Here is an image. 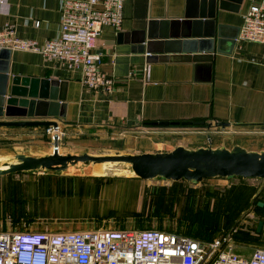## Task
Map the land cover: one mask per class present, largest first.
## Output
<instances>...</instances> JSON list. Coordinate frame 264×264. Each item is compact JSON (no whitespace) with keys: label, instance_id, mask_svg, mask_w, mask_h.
<instances>
[{"label":"crops","instance_id":"crops-1","mask_svg":"<svg viewBox=\"0 0 264 264\" xmlns=\"http://www.w3.org/2000/svg\"><path fill=\"white\" fill-rule=\"evenodd\" d=\"M258 1L226 0V8L221 9L217 0V23L224 25L226 38L220 51L199 60L170 54L148 62L147 53L135 51L130 42L133 33L146 29L151 17L181 16L185 0H126L121 30L105 27L98 37L95 51L102 55V62L92 72L71 69L41 53L11 50L5 59L9 81L16 76L58 80L57 94L65 99L58 101L57 111L65 115L44 118L56 120L58 130L52 126H0V161L16 162L11 158L18 154L48 155L54 150L56 134L65 154L157 153L178 146L230 150L241 146L263 152L264 43L236 39L233 44L231 40L242 27L248 8ZM61 18V0H0V28L13 23L19 36L40 43L59 35ZM100 173L76 164L64 171L0 176V230H167L153 224L148 214L151 206L166 197L164 189L151 188L152 180H143L131 171ZM230 178L198 183L219 180V184L209 182L206 189L226 190V210L218 217L220 221L225 215L226 223L218 224L235 223L239 216L231 214V208L239 205L240 221L251 227L255 223L258 228L260 220L264 223V205L259 204L264 198L240 193L247 179L253 178L240 177V189L228 184ZM258 191L263 193L264 185ZM60 222L62 227L52 230ZM260 238L242 235L238 243L241 240L252 246L256 240L264 244V237ZM228 242L235 250L229 237Z\"/></svg>","mask_w":264,"mask_h":264},{"label":"built area","instance_id":"built-area-1","mask_svg":"<svg viewBox=\"0 0 264 264\" xmlns=\"http://www.w3.org/2000/svg\"><path fill=\"white\" fill-rule=\"evenodd\" d=\"M125 2L61 0L57 37L40 43L19 36L15 24L8 23L0 28V48L41 53L71 69L92 72L102 62L95 51L98 37L105 27L121 30ZM237 40L264 43V0L248 8ZM0 264H264V249L245 257L226 236L202 240L160 229L0 230Z\"/></svg>","mask_w":264,"mask_h":264},{"label":"water","instance_id":"water-1","mask_svg":"<svg viewBox=\"0 0 264 264\" xmlns=\"http://www.w3.org/2000/svg\"><path fill=\"white\" fill-rule=\"evenodd\" d=\"M228 1V0H227ZM240 3V0H232ZM221 9L226 0H219ZM222 24L217 23V0H185L179 17H151L144 30L133 33L131 41L134 50L147 53L148 62L166 59L165 55L179 54L199 60L212 57L220 51V44L226 38ZM231 36L232 43L240 33ZM122 35L120 34V37ZM11 49L0 48V126H52L59 129L56 120L47 117L64 116L57 111L58 101L64 96L57 94L58 80L14 77L9 81V67L5 59ZM18 118L21 120H11ZM203 125L205 122H186ZM180 122H160V125H179ZM16 162H5L0 167V176L20 172L50 170L64 171L69 165H89L108 162L128 163L133 174L143 180L162 177L169 181L186 180L203 182L213 178L243 177L264 180V151H249L241 146L227 148L188 149L178 146L172 151L139 154L94 155L62 153L58 146V135L52 153L45 156L16 155ZM262 206L264 202L260 201ZM263 221L258 224L261 231Z\"/></svg>","mask_w":264,"mask_h":264},{"label":"rangeland","instance_id":"rangeland-1","mask_svg":"<svg viewBox=\"0 0 264 264\" xmlns=\"http://www.w3.org/2000/svg\"><path fill=\"white\" fill-rule=\"evenodd\" d=\"M11 160L16 161L15 158H11ZM96 165L97 164L94 163L88 165V168L92 169L93 173L95 174L96 171H100V174H104L105 172L108 174L124 173L129 171L133 172L131 166L128 163L124 162H110L109 165L99 166L97 170L96 167H94ZM79 166L80 168H84L85 164L79 163ZM227 180L228 184L231 187L237 186V188L239 189L240 182H243L240 177H232ZM247 180V183H245L246 185L243 184L245 187L241 188L240 193L244 194L245 196L247 195L248 197H252L255 194V198L257 200L260 198H264V192H257L258 187L264 185V180L259 178ZM218 181L219 180L206 182L207 185L209 182L219 184L220 182ZM150 182L151 188H155L159 191L164 189L166 192V197L161 198L156 203V206L153 205L154 207L151 206L150 208L148 214L149 219L153 222V224L162 226L163 228L167 229L166 231L169 232L181 233L202 240H212L216 236H228L234 242L235 251L237 250L239 253L241 252L247 254L248 257H251V253L253 251L257 249H264V244L262 242H257L256 240L254 241L252 246L243 245L241 240L240 244L238 243V239L242 235L252 237L253 239H259V235H262L264 231V223L261 231L258 232L257 224L253 223V227H251L246 226V224L248 223L240 221L239 205L231 208V214L233 213V215L235 216L236 213V215L238 214L239 216L235 223L233 222L229 226L218 224L220 223V221L221 223H226V221H223L225 215L223 219H220V221H218V217L223 215L225 212L224 210H226V200L224 197V194H226V190L221 191L219 188L215 189V191L208 190L206 189V184L198 185V183H188L186 181L177 183L167 181L162 177L153 179ZM234 189L236 190V188ZM246 215L247 212L245 213V216ZM59 227H62L61 222L55 225L54 229L52 230L56 231ZM246 232L248 233L246 234ZM263 237L264 234L260 239H263Z\"/></svg>","mask_w":264,"mask_h":264},{"label":"bare ground","instance_id":"bare-ground-1","mask_svg":"<svg viewBox=\"0 0 264 264\" xmlns=\"http://www.w3.org/2000/svg\"><path fill=\"white\" fill-rule=\"evenodd\" d=\"M110 162L108 163H103V164H97L95 167L97 166H106V165H109ZM5 165V161H0V167H3Z\"/></svg>","mask_w":264,"mask_h":264},{"label":"trees","instance_id":"trees-1","mask_svg":"<svg viewBox=\"0 0 264 264\" xmlns=\"http://www.w3.org/2000/svg\"><path fill=\"white\" fill-rule=\"evenodd\" d=\"M161 230V229H160Z\"/></svg>","mask_w":264,"mask_h":264}]
</instances>
